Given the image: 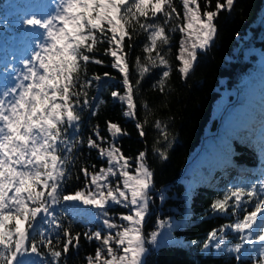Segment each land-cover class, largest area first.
Returning <instances> with one entry per match:
<instances>
[{"label":"snow or ice","instance_id":"1","mask_svg":"<svg viewBox=\"0 0 264 264\" xmlns=\"http://www.w3.org/2000/svg\"><path fill=\"white\" fill-rule=\"evenodd\" d=\"M180 3L182 15L177 11L175 0H59L54 15L43 20L33 17L23 21L39 26L44 33L42 41L36 45L38 50L23 61L25 71L20 81L0 93V264H33L26 257L41 256L40 244L48 250L51 264H60L62 255L79 247L81 233L73 235L52 211L53 206L62 201L90 205L104 217L103 228L109 231L83 233L87 240L95 239L101 244L94 256L86 257L87 264H145L148 245L157 243L156 232L147 238L143 233L153 177L145 161V152L136 156L134 171L130 170V158L125 157L115 143L102 147L97 140L105 138L96 131V139L88 137L87 145L98 149L101 158H107L108 166L98 171L81 167L84 188L73 194H63L62 189L65 181L71 178L75 153L83 143L79 136L81 112L92 103L85 91L91 80H84L83 73L89 63H103L90 54L98 51L99 45L107 44L104 54L113 58L111 67L122 74L124 85L123 95L117 91L111 95L126 104L123 113L126 117L135 118V88L130 80L128 61L134 36L140 32L147 34L143 46L146 55L143 60L140 57L136 60V68L143 77L152 67L170 68L167 57L172 39L169 33L179 32L175 58L180 62L179 73L186 78L197 60V50H206L212 42L217 32L218 14L234 6V0H223V3L216 0L212 10L211 0H206L202 11L199 0H180ZM166 46H169L167 51L164 50ZM169 74L163 71L157 82L161 93L165 91ZM92 79L99 81L101 76ZM135 83L139 85L140 80ZM91 114L96 115V112ZM154 126L167 140L166 125L157 120ZM136 128L143 137L144 125L137 123ZM108 131L113 141L121 134L127 135L112 122H108ZM154 151L161 159H166L164 151L159 148ZM245 196L249 202L260 197L255 200L254 210L218 231H210L202 251L224 249L228 239L226 228L239 234V242L227 248L237 253L238 261L245 243H254V226L259 228L254 234L255 241L264 242V223L257 225L258 218H264V177L250 187L229 189L210 208L225 214L231 208L236 215L246 203L242 199ZM233 198L234 203L230 204ZM110 204L129 210L120 214L122 223H116L109 216ZM43 225H55V229L62 230L65 238L62 251L55 250L52 239H47L54 230L45 229ZM32 233L39 235L41 240L37 241ZM55 236L60 243V232H55ZM44 264L48 262L45 260ZM257 264H264V247L260 249Z\"/></svg>","mask_w":264,"mask_h":264},{"label":"trees","instance_id":"2","mask_svg":"<svg viewBox=\"0 0 264 264\" xmlns=\"http://www.w3.org/2000/svg\"><path fill=\"white\" fill-rule=\"evenodd\" d=\"M199 2L203 11L206 0ZM33 3L39 1L0 0V72L10 64L14 49L22 48L39 27L23 21L33 17L48 18L27 12ZM175 3L182 15L180 0ZM215 3L216 0H211L212 10ZM215 23L217 32L212 42L206 50H197V60L186 78L179 73L180 62L175 58L179 32L169 33L172 39L167 57L170 68L152 67L143 77L136 68V60L137 57L143 60L146 55L143 46L147 34L140 32L134 36L128 61L130 80L135 88V118L126 117L123 114L126 104L111 95L113 91L123 95L124 85L122 74L111 67L113 58L104 54L106 43L90 54L103 63H89L83 73L84 80H91L85 91L92 103L81 112L79 136L83 143L78 146L71 178L65 181L62 192L73 194L84 188L81 167L98 171L108 166L107 158H101L98 149L87 145L88 137L96 139V131L105 138L97 140L102 147L115 143L123 155L130 158V170L134 171L136 156L145 152V161L153 177L143 233L146 238L152 232L157 233V243L148 245L145 264H257L260 249L264 247V242L255 241L254 234L259 228L254 226V243H245L246 251L242 250L239 261L237 253L227 251L239 242V234L228 228L225 229L228 239L224 249L201 250L210 231H218L242 219L246 212L254 210L255 200L260 197L250 202L247 196L243 197L246 203L236 215L231 208L227 214L213 212L210 205L222 199L229 189L250 187L264 177V0H234L232 9L222 10ZM163 71L170 74L165 91L161 93L157 82ZM104 73L109 75L104 76ZM97 75L101 80L92 79ZM138 79L140 84L136 85ZM93 111L96 115L91 114ZM157 120L166 125L167 140L154 126ZM108 122L118 124L127 135L121 134L113 141ZM137 123L144 125L143 137L136 128ZM154 148L164 151L166 159H161ZM112 180L115 182V178ZM229 203L233 204L234 198ZM107 210L118 224L122 223L120 214L129 211L116 204L108 205ZM52 211L73 235L81 233L79 247L62 255L60 264H87L86 257L94 256L101 244L95 239L87 240L83 233L109 231L103 228L104 217L97 209L79 201H62L54 205ZM261 223L264 218H258L257 225ZM42 227L54 230L47 239H52L55 250L62 251L65 239L62 230L55 229V225ZM57 231L60 243L55 236ZM32 236L41 240L36 233ZM39 248L41 256L31 255L26 259L33 264H44L45 260L51 264L48 250L43 244Z\"/></svg>","mask_w":264,"mask_h":264},{"label":"rangeland","instance_id":"3","mask_svg":"<svg viewBox=\"0 0 264 264\" xmlns=\"http://www.w3.org/2000/svg\"><path fill=\"white\" fill-rule=\"evenodd\" d=\"M39 2L42 3V5L38 6L39 4H37V5L31 4L28 6V10L40 12L42 10L48 9L50 12V16H52L56 12V8H57V5L59 3V0H39ZM42 30L44 31V29L41 28L40 32ZM39 35H38L37 39H30L29 41H31V42L30 43H29V41L27 42V46H26L27 51L30 48L33 49V45L36 47L37 43L42 41V38ZM22 48L25 49V47H22ZM15 49H17V48H15ZM18 49L21 51L20 47ZM36 50H38V49H36ZM19 56L21 57V54H18V56L13 61V67L10 68L5 75H3V74L0 75V93H2L7 88L14 87L16 85V83H18L20 81V79L22 78V73L25 71V69L22 68L21 65L18 63Z\"/></svg>","mask_w":264,"mask_h":264}]
</instances>
